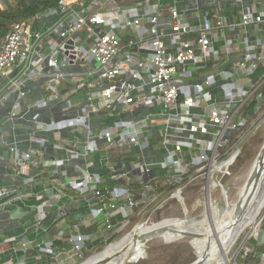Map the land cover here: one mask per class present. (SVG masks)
Wrapping results in <instances>:
<instances>
[{
    "label": "built area",
    "instance_id": "1",
    "mask_svg": "<svg viewBox=\"0 0 264 264\" xmlns=\"http://www.w3.org/2000/svg\"><path fill=\"white\" fill-rule=\"evenodd\" d=\"M178 2L61 0L58 7L47 14L25 23H15L5 35L0 50V73L6 77V83L0 82V105L11 94L19 100L29 98L25 86L35 77L46 80V95L35 101L34 110L49 108L53 96H48V91L53 85L59 86L65 77L78 80L79 87L91 89L85 109L93 113L105 110L114 114L117 109L148 107L157 102L161 105L160 119L149 116L127 127L116 123L103 129L98 139L90 134L91 138L85 144L79 141L72 145L75 150L84 145L88 153L98 152L100 141L109 154L129 155L132 148L139 150L131 164L118 163L122 169L114 177L117 185L106 193L92 189L101 180L91 172V164L80 181L68 185L82 196L96 201L90 208V215L94 221H102L104 228L113 235L121 234L136 216L155 214L172 201L183 206L182 185L186 180L202 178L207 181L206 195L212 198V191L221 186L214 179L225 177L240 153L239 146L232 144L233 139L251 125L252 114L245 113V108L254 98L259 104L264 102L263 78L243 92L234 84L226 85L229 105H210L205 114H195L191 111L206 102L203 85L185 87L182 83L198 62L220 59L221 48L223 53L231 52V37L240 39V30L246 34L262 33L263 37L244 40L245 49L235 62L234 70L246 74L264 68V0H207L206 4L190 0L186 13L178 8ZM165 11L167 16H163ZM191 11L200 12L197 22L188 17ZM53 17L58 19L48 24L47 20ZM44 23L47 26L40 29ZM143 53L147 55L142 56ZM66 67L78 71L65 74L63 69ZM144 76H148L149 83L144 81ZM99 81L105 82L101 90L96 89ZM211 83L212 78L206 84ZM147 84L152 87V95L144 92ZM8 117L13 121L27 116L12 110ZM78 117L53 124L51 127L54 128L49 131L57 136L66 129L89 128L86 117ZM153 126L160 128V168L170 173L167 177L155 174L152 178V171L156 168L142 161L153 149L152 137L146 134ZM61 139L56 138V150L66 147ZM70 161L71 158L46 160L28 152L18 160L17 173L38 168L57 170ZM34 183L33 177L26 185ZM132 183L142 186L139 194L129 187ZM58 195L57 200L61 199V194ZM24 197L25 194L16 188L0 187L2 205ZM117 217L122 221L114 226L112 220ZM150 220L149 216L146 227H149ZM258 232L259 229L252 230L244 240L237 238L223 263L219 264H239L238 258L243 252L255 255L259 264H264V251L257 249L264 248V231ZM14 240L9 239L7 243ZM90 240L91 236L73 235L68 256L82 257ZM252 241L258 242L257 247L250 246ZM35 247L47 256H56L53 242L37 243ZM230 252L233 257L229 260Z\"/></svg>",
    "mask_w": 264,
    "mask_h": 264
},
{
    "label": "crops",
    "instance_id": "2",
    "mask_svg": "<svg viewBox=\"0 0 264 264\" xmlns=\"http://www.w3.org/2000/svg\"><path fill=\"white\" fill-rule=\"evenodd\" d=\"M6 1L10 2V0H0L2 9L4 6H8ZM189 1L179 0L177 5L181 12L186 13ZM199 1L203 4L207 3V0ZM167 15L168 13L165 11L163 16ZM188 17L192 22H197L200 12L191 11L188 13ZM57 19L53 17L48 19L47 23L50 24ZM45 26H47L46 23L41 24L40 29ZM239 34H241L240 39L231 37L233 40L231 52L223 53L221 48L220 59L198 62L191 67V75L184 78L182 83L185 87L196 84L203 85L202 92L206 102L199 104L191 111L192 113L205 114L208 107L214 104L229 105L225 93V86L228 84L236 85L243 92L250 84L256 85L264 78L263 67L246 74L237 73L234 70L235 62L242 57L244 52V40L254 41L256 38L260 40L263 37L262 33L256 34L254 31L246 34L244 30H240ZM141 55L146 56L147 54ZM74 71L78 70L74 67L63 69L65 74ZM143 78L149 83L148 76ZM210 78H212V83L207 85ZM45 81L35 77L25 86L29 90V98L19 100L15 94H11L7 101L0 105V187L16 188L25 194L22 199L5 205L0 204V264H70L69 251H63L61 247L64 243H69L71 246L73 235L80 233L91 236V240L87 242L85 248V251H88L104 241L107 234H112L103 225L98 229L94 228L96 221L90 215V208L95 205V200L88 196H82L78 191V197L71 196L65 192V188L72 181H80L90 164L91 172L98 175L101 180L98 186L93 185V190L99 189V186L104 183L115 184L114 177L120 170L119 155L106 153L102 141H100L99 151L96 153L86 152L83 148L84 145L80 146L81 150L78 148L75 150L72 145L79 141L85 144L90 134L92 138L97 137L96 139H98L103 129L115 126L116 123H122L124 127H127L132 123H139L149 116L162 118V108L158 102L148 107L136 106L124 111L117 109L114 114L105 110L99 113L90 112L85 109V105L88 102V93L91 89L79 87L78 80H73L70 77L63 78L59 86L53 85L50 88L47 95L53 96V101L48 109L34 110L35 101L46 95ZM0 82L6 83V77L1 73ZM104 86L105 82L96 83L98 90ZM151 89L150 84H147L144 92L147 95H152ZM12 110L27 117L11 121L8 115ZM76 116H79L78 118L86 117L89 128L84 126L66 129L57 136L49 131L54 128L51 127L53 124ZM159 130L158 126H153L146 131V134L151 135L152 141L155 142L156 138L160 139ZM59 137L62 138L64 147L66 146L63 150H56L54 147L56 138ZM13 148L15 151H12ZM28 152L35 153L46 160L71 158V161L57 170L38 168L18 175V160ZM137 154H139V150L132 148L131 154L127 156L133 157ZM142 161L156 168L155 171L161 169L160 140L152 151L146 153ZM123 162L128 164L127 161ZM125 163L123 164L125 165ZM124 169L128 170L127 167ZM33 177L34 185L27 186L29 179ZM59 193L61 199L57 200ZM9 239L15 240L7 243ZM41 242L59 244L54 247L56 256H47L38 251L35 246Z\"/></svg>",
    "mask_w": 264,
    "mask_h": 264
},
{
    "label": "rangeland",
    "instance_id": "3",
    "mask_svg": "<svg viewBox=\"0 0 264 264\" xmlns=\"http://www.w3.org/2000/svg\"><path fill=\"white\" fill-rule=\"evenodd\" d=\"M6 2L9 5L13 1L10 0L9 3L8 1ZM6 7L4 6L3 9ZM252 126L253 130H251L247 136H245L246 134L243 132L237 137V139L244 138L241 143L237 144L239 146L240 153L238 154L237 160L230 168L228 174L225 177L219 176L214 179V181L217 183L219 182L221 186L212 191V198L206 195V189L208 188L207 181L202 178H197L192 181L186 180L182 185V188L184 189L183 206L177 201H172L169 204H166L162 210L156 212L155 214L151 215L147 213L136 216L121 234H107V241L104 240L98 247L88 250V256L85 258H82L79 255L70 258V264H83L88 259L91 260L95 255L106 251L111 246L117 245L129 235H134L136 231L144 229L149 216L151 218L148 225L149 227L168 221H187L190 224L194 221L204 220L206 214L209 216V211H211L209 210V205L213 208H217V210L214 211H218L219 209L225 212V210L229 207L227 205L228 203H230V208H232L234 204L239 202L242 190L245 188L255 163L264 147V106L258 109L251 122V126L247 129ZM224 191H226L227 199L224 198ZM223 219V215L218 217L219 222L223 221ZM259 219L260 224L256 229H259L258 233L260 234V230L263 229L264 231V203L259 211L256 223ZM250 226L238 237L237 240L246 239L251 231L255 230L254 224L251 227ZM203 227L204 226L200 225L196 230L202 229L200 232L203 233ZM142 241L145 244L143 252L134 256L125 264H176L177 260H180V262H186L187 260L192 259L187 263L189 264L191 261H196L198 257L202 256L212 244V241H201L198 239H192L188 236H179L166 241L160 239L159 237L150 239L149 241ZM254 242L257 245L258 242ZM121 254H123V252ZM232 257L233 252H230L228 254L229 260ZM222 258H220L221 263L225 260V258Z\"/></svg>",
    "mask_w": 264,
    "mask_h": 264
},
{
    "label": "bare ground",
    "instance_id": "4",
    "mask_svg": "<svg viewBox=\"0 0 264 264\" xmlns=\"http://www.w3.org/2000/svg\"><path fill=\"white\" fill-rule=\"evenodd\" d=\"M255 167L256 164L254 168ZM258 167L259 166H257L256 168ZM254 168L250 176L253 175ZM244 191L245 188L242 190V195L239 201L244 212L240 221L238 222L235 215L237 203L234 204L232 208H230V203H228L227 205L229 207L227 210H225V212L219 209L218 211H214L217 210V208H213L211 205H209V210H211H208L209 216H207L206 214L204 220L202 221H194L190 224L189 222L185 224V222L178 221L179 223H177L176 225L178 229H189L196 234V236L190 238L198 239L201 241H212L211 246L204 252L202 256L198 257V259L203 258L205 260L204 264H219L221 262L220 258H225L231 245L243 232L248 229L250 225L252 226L254 224V229H256L257 226L260 224V219L257 223L256 219L264 203V171L261 179L259 180V183L255 187H250L247 192L244 193ZM224 198L227 199V195H225ZM220 215H223L224 218L221 222H219L218 220V217ZM174 223L176 222H163L162 227H164V225L171 226L174 225ZM200 225L204 226L203 233L200 232L202 231V229L196 230L199 228ZM154 228L145 227L144 229L136 231L134 235H129L117 245L111 246L102 255L91 259L85 264H103L107 260L108 264H125L131 258L143 252L145 244L143 241L138 240V238L143 234L152 231V229ZM179 236L184 235L179 232H165L160 234L159 238L166 241ZM118 252H120L119 255H117ZM122 252L123 254H121Z\"/></svg>",
    "mask_w": 264,
    "mask_h": 264
},
{
    "label": "trees",
    "instance_id": "5",
    "mask_svg": "<svg viewBox=\"0 0 264 264\" xmlns=\"http://www.w3.org/2000/svg\"><path fill=\"white\" fill-rule=\"evenodd\" d=\"M61 0H13V2L11 4H9L5 9H2L0 7V50L1 47L3 45V41H4V37L5 35L12 29V26L15 23H25L28 22L30 20L35 19L38 16L47 14L48 12L56 9L59 5V2ZM259 104L258 100L256 98L252 99L247 107L245 108L244 112L247 114H252L251 115V122L253 120V118L255 117L256 113H255V109L256 106ZM264 103H260L259 104V108L263 107ZM251 126V125H250ZM253 130V126L250 127L249 129H243L242 132L240 134H242L244 132V134H246L245 136L248 135V133ZM237 134V137L240 135ZM243 136V137H245ZM237 137H235L233 139L232 144H238L241 143V141L244 139H237ZM160 139L156 138L155 142H153V148L156 146V143L159 142ZM118 161H127L128 163H132L134 161V158L132 156L128 157L126 154H119L118 157ZM42 169V168H40ZM156 176L157 177H167L170 176V173L165 170V169H158L156 171ZM153 183V182H151ZM117 185V183H115ZM114 183L113 184H101L99 186V189L106 193L107 190L112 189V187H115ZM119 184H122V182H119ZM129 187L137 194H139L141 192V188L142 186L136 183H132L129 184ZM159 187V186H158ZM65 192H67L69 195L74 196V197H78V193L75 189H72L70 187H66L65 188ZM122 221L121 217H117L114 218L112 220V224L118 225L120 224V222ZM103 225V222H96L94 228L98 229L99 226ZM102 242V241H101ZM100 242V244H101ZM99 244V245H100ZM57 244L56 242L54 243V247H56ZM98 245V246H99ZM97 246V247H98ZM250 246H256V243L254 241H252L250 243ZM257 247V246H256ZM61 249L63 251H69L71 249L70 244H62ZM259 250V252L264 251V248H257ZM87 251H84L82 254V258L87 257ZM198 257V255H197ZM192 260V259H190ZM190 260H187L186 262H180V260L176 261V264H187ZM240 261V262H239ZM238 263L240 264H259V260L257 259V257H255V255H245V253H241V255L238 258Z\"/></svg>",
    "mask_w": 264,
    "mask_h": 264
},
{
    "label": "water",
    "instance_id": "6",
    "mask_svg": "<svg viewBox=\"0 0 264 264\" xmlns=\"http://www.w3.org/2000/svg\"><path fill=\"white\" fill-rule=\"evenodd\" d=\"M255 164H256V167L257 166H259V167L258 168L255 167L254 168V173H253V175L250 176V178H249V180H248V182H247V184L245 186L244 193L247 192V190H249L250 187H252V186L255 187L259 183V180L261 179V177L263 175V171H264V147H263V149H262V151H261V153H260V155H259V157H258V159H257ZM121 167H122L121 164H119V168H121ZM155 174H156L155 171H152V175H151L152 178L155 177ZM146 181H148V179H146ZM243 212H244V210L242 209L240 202L237 203V207H236V210H235V215H236L237 222L240 221ZM174 222H176V223H174V225H171V226L164 225V227H162V225H163L162 223L156 224V225H154V226H152L150 228H154V227H158V228H154V229H152V231L143 234L142 236H140L138 238V240H141V241L142 240H146L147 241V240H150V239H153V238H158L160 234L165 233V232H175V233L179 232V233H182L184 236H188V237L196 236V234L192 230H189V229H184V230L178 229L176 227V225L180 221L179 222L178 221H174ZM181 222H185V224L188 223L187 221H181ZM159 227H161V228H159ZM170 242H173V241H170ZM106 251H103L102 253L95 255L93 258L102 255ZM119 254H120V252L117 253V255H119ZM89 261H90V259H88L83 264H85V263H87ZM204 261L205 260L202 258V259H197L196 261H191L189 264H204ZM103 264H108V260L105 261Z\"/></svg>",
    "mask_w": 264,
    "mask_h": 264
}]
</instances>
